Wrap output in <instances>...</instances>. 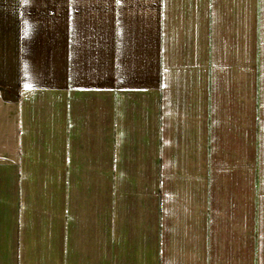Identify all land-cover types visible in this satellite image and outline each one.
<instances>
[{"label":"crops","instance_id":"crops-1","mask_svg":"<svg viewBox=\"0 0 264 264\" xmlns=\"http://www.w3.org/2000/svg\"><path fill=\"white\" fill-rule=\"evenodd\" d=\"M0 264H264V0H0Z\"/></svg>","mask_w":264,"mask_h":264}]
</instances>
